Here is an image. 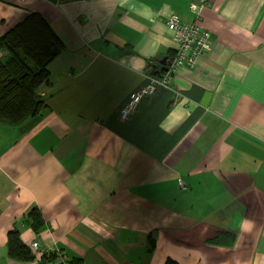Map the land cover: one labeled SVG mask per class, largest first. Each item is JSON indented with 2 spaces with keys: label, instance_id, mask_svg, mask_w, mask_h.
<instances>
[{
  "label": "crops",
  "instance_id": "obj_1",
  "mask_svg": "<svg viewBox=\"0 0 264 264\" xmlns=\"http://www.w3.org/2000/svg\"><path fill=\"white\" fill-rule=\"evenodd\" d=\"M27 12L63 48L40 113L0 122V264H54L8 258L12 228L65 264H264V0H0V34ZM172 13L210 48L122 120Z\"/></svg>",
  "mask_w": 264,
  "mask_h": 264
},
{
  "label": "trees",
  "instance_id": "obj_2",
  "mask_svg": "<svg viewBox=\"0 0 264 264\" xmlns=\"http://www.w3.org/2000/svg\"><path fill=\"white\" fill-rule=\"evenodd\" d=\"M63 44L49 23L38 12H27L21 19L0 34V122L16 126L28 117L38 115L45 103L36 93L40 84L48 83V64L62 50ZM174 50L164 65L152 67L151 74L164 72ZM164 66V67H163ZM32 225L40 224L35 207L26 212ZM6 256L18 262L34 259L31 248L25 245L12 228L6 233ZM40 258L54 259V253ZM163 264H178L165 258Z\"/></svg>",
  "mask_w": 264,
  "mask_h": 264
},
{
  "label": "built area",
  "instance_id": "obj_3",
  "mask_svg": "<svg viewBox=\"0 0 264 264\" xmlns=\"http://www.w3.org/2000/svg\"><path fill=\"white\" fill-rule=\"evenodd\" d=\"M194 7L190 4V8ZM167 29L172 33L175 49L173 56L168 60L166 68L160 75L151 73L144 74V83L128 93L125 101L118 110V117L126 119L136 109L141 98L152 94L158 87L169 86L174 72L179 66L193 65L195 59L200 54L210 48L209 33L198 24L185 22L176 14L168 16L166 22ZM182 187L181 182H179ZM29 247L33 253L40 255L54 253V264H65V255L59 248L41 246L38 241L32 240Z\"/></svg>",
  "mask_w": 264,
  "mask_h": 264
},
{
  "label": "water",
  "instance_id": "obj_4",
  "mask_svg": "<svg viewBox=\"0 0 264 264\" xmlns=\"http://www.w3.org/2000/svg\"><path fill=\"white\" fill-rule=\"evenodd\" d=\"M166 60V56H163L161 59L158 60V65H164ZM158 65H155L154 68H156Z\"/></svg>",
  "mask_w": 264,
  "mask_h": 264
}]
</instances>
